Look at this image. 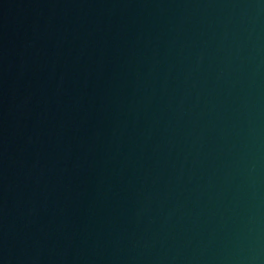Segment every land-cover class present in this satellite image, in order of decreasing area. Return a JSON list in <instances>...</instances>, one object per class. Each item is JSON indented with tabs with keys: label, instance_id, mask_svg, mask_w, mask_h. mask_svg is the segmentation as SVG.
Returning a JSON list of instances; mask_svg holds the SVG:
<instances>
[{
	"label": "water",
	"instance_id": "obj_1",
	"mask_svg": "<svg viewBox=\"0 0 264 264\" xmlns=\"http://www.w3.org/2000/svg\"><path fill=\"white\" fill-rule=\"evenodd\" d=\"M0 264H264V0H0Z\"/></svg>",
	"mask_w": 264,
	"mask_h": 264
}]
</instances>
